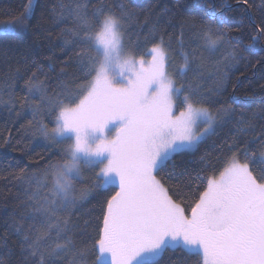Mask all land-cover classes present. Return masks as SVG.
I'll list each match as a JSON object with an SVG mask.
<instances>
[{
    "label": "snow or ice",
    "instance_id": "6c2138e0",
    "mask_svg": "<svg viewBox=\"0 0 264 264\" xmlns=\"http://www.w3.org/2000/svg\"><path fill=\"white\" fill-rule=\"evenodd\" d=\"M197 8L199 19L184 20L181 36L188 27L203 43L185 51L179 41L183 63L175 69L177 86L168 71L174 65L167 33L150 30L143 48L130 51L123 24L118 20L115 30L109 21L116 17L102 4L92 8L90 20L88 0H62L57 22L71 20L72 26L61 30L60 50L67 59L57 86L69 75L83 83L56 93L64 102L47 94L36 73L26 81L28 93H39L41 103L27 104L32 119L20 126L22 139L39 137L46 149H59L63 162L41 157L37 171L26 174L27 186L0 231L8 264H85L86 259L160 264L169 251L196 258L197 264H264V123H255V112L251 117L238 112L248 98L236 94L239 77L249 68L264 72V0L260 5L203 0ZM30 9L29 2L26 12ZM134 16L122 6L121 19ZM16 27L27 29L28 16ZM156 36L158 42L147 48ZM200 47L222 53L208 75ZM253 56L260 57L255 64ZM32 66L43 71L37 62ZM48 68L56 70L52 63ZM53 114L49 127L44 118ZM23 115L17 112L16 118ZM259 119L264 121V105ZM110 124H117L111 136ZM229 125L235 134L219 145L216 163L209 161L195 177L187 167L177 171L181 158L195 155L219 130L231 133ZM105 154L106 161L99 159ZM84 167L92 173L90 186L78 190ZM177 176H188V182L172 185ZM93 190L108 193L95 218V237L87 232L89 221L81 225L84 201Z\"/></svg>",
    "mask_w": 264,
    "mask_h": 264
},
{
    "label": "trees",
    "instance_id": "16d2710c",
    "mask_svg": "<svg viewBox=\"0 0 264 264\" xmlns=\"http://www.w3.org/2000/svg\"><path fill=\"white\" fill-rule=\"evenodd\" d=\"M29 2L31 9L30 12H26ZM61 2L62 0H0V101H2L0 102V231L3 230L6 221L10 222L13 210L18 204L17 198L22 195V190L27 186L26 174L35 173L37 165L44 163V159L41 157L46 159L51 156L53 161L63 162V158L59 155V149H46L44 142L39 137L22 139V133L19 131L22 124L27 125L28 121L32 119L31 109L27 104L38 106L41 103L39 93L30 95L26 89V81L32 73H36L38 80L44 82L50 97L64 102H67L65 96H56V93L65 88L71 92L75 89L76 83H83V78L74 81L72 75H69L61 77L60 80L63 83H60L59 87L57 86L59 70L64 66L63 61L67 59L60 50L61 30L72 26L71 20L66 23L57 22ZM202 2L203 0H88V18L92 19V8L102 4L106 12L113 13L123 24L125 46L130 51L137 53V46L139 45L140 49L143 48L145 37L148 36L150 30L153 33H167L165 40H170L167 52L174 65L168 71L178 86L180 81L175 74V69L183 63L179 41L184 40L185 51L188 50V45L196 47L203 43L192 38L191 30L188 27L183 29V36H181V24L186 19H199L197 4ZM222 2L230 3L231 0H222ZM63 3L69 4L72 3V0H63ZM256 3L260 5L261 0H256ZM122 6L131 9L135 16L121 19ZM25 15L28 16L29 27L27 29L17 28L16 21ZM93 23L95 24V21ZM40 24H43V28L38 27ZM10 25L13 26V31H1L2 28ZM158 39V36L155 39L150 38L147 48H151L152 43L158 42ZM199 50L204 58L205 75H208L214 71L216 60L222 53L205 50L203 47H200ZM250 59L255 64L260 57L253 56ZM33 62L41 65L43 71L40 72L37 67H33ZM50 63L55 65V71L48 68ZM17 70L20 75L16 74ZM73 71L72 68L68 69L69 73H73ZM237 76L239 73L232 78L234 83ZM239 79L236 94L247 97L248 103L242 108L238 107V112L243 111L248 117H251L255 112L257 113L255 123H264L259 119L260 106L264 105V72L260 71L259 66L249 68L245 75ZM12 100L15 101L14 104ZM21 111L24 115L16 118V113ZM239 118L237 116V119ZM53 121L54 114L44 118V123L49 127L54 126ZM229 127L233 129L231 133L228 128H223L218 131V135L202 144L195 155L181 158L183 163L177 171L187 167L188 172L192 177H195L196 173L206 167L209 161L216 163V156L221 154L219 145L228 135L235 134L234 125H229ZM240 135L243 138V134ZM3 138H8L11 142L5 144ZM68 140L70 141V139ZM62 147L66 148L67 144ZM201 157L206 159L202 161ZM91 176V171L87 169L83 173L84 183L77 184V189H87L90 186L89 178ZM187 182L188 176H177L170 181L172 185L179 184L180 186ZM107 194L93 190L84 201L81 225L83 226L85 220L90 222L87 232L92 237L96 235L95 227L99 222L95 218L100 215V206ZM90 244L91 241H89ZM11 246L9 244V247ZM10 259L7 249L0 244V264H8ZM85 264H91V261L86 259ZM160 264H197V260L185 253L169 251L161 258Z\"/></svg>",
    "mask_w": 264,
    "mask_h": 264
},
{
    "label": "rangeland",
    "instance_id": "374dc122",
    "mask_svg": "<svg viewBox=\"0 0 264 264\" xmlns=\"http://www.w3.org/2000/svg\"><path fill=\"white\" fill-rule=\"evenodd\" d=\"M5 27H11V28H13V26H11V25H10V26H5ZM5 27L2 28V30H1L2 32L6 31V30H5ZM7 32H11V31H7ZM97 50H98V51H102V50H100V49H97ZM116 127H117V124H110V125L107 127V129H106L107 134H108L109 136H111V135L114 133ZM67 137H68V139L71 140V134H67ZM67 137H65V139H67ZM89 141H90V143H94V135H93L92 133H89ZM99 159H101V160H103V161H106V159H107V154H105L103 157H100ZM87 169H89V168H88V167H84V168L81 169L82 176H83V173H84L85 171H87Z\"/></svg>",
    "mask_w": 264,
    "mask_h": 264
},
{
    "label": "clouds",
    "instance_id": "9594fccd",
    "mask_svg": "<svg viewBox=\"0 0 264 264\" xmlns=\"http://www.w3.org/2000/svg\"><path fill=\"white\" fill-rule=\"evenodd\" d=\"M109 23L111 24V26H112L115 30L119 31V21H118V19H116V18H112V19L109 21Z\"/></svg>",
    "mask_w": 264,
    "mask_h": 264
}]
</instances>
